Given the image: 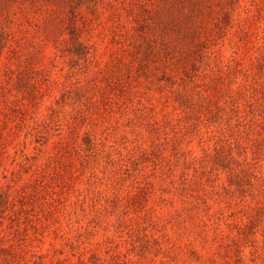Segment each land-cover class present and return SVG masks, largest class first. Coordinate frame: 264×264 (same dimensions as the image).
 I'll return each instance as SVG.
<instances>
[{
    "label": "rangeland",
    "instance_id": "1",
    "mask_svg": "<svg viewBox=\"0 0 264 264\" xmlns=\"http://www.w3.org/2000/svg\"><path fill=\"white\" fill-rule=\"evenodd\" d=\"M0 264H264V0H0Z\"/></svg>",
    "mask_w": 264,
    "mask_h": 264
}]
</instances>
